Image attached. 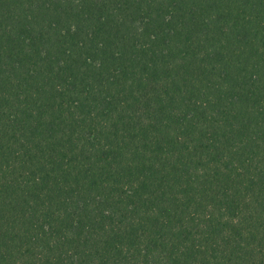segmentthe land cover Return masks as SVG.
<instances>
[{
  "label": "trees",
  "instance_id": "1",
  "mask_svg": "<svg viewBox=\"0 0 264 264\" xmlns=\"http://www.w3.org/2000/svg\"><path fill=\"white\" fill-rule=\"evenodd\" d=\"M0 264H264V0H0Z\"/></svg>",
  "mask_w": 264,
  "mask_h": 264
}]
</instances>
